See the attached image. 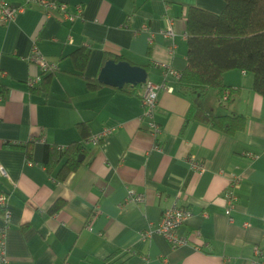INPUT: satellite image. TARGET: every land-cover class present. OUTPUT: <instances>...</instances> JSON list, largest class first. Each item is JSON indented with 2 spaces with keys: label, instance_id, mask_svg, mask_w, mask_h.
Masks as SVG:
<instances>
[{
  "label": "crops",
  "instance_id": "0c3cea01",
  "mask_svg": "<svg viewBox=\"0 0 264 264\" xmlns=\"http://www.w3.org/2000/svg\"><path fill=\"white\" fill-rule=\"evenodd\" d=\"M41 1L30 0L0 23V164L6 173L0 193L9 214L11 264H264V98L252 90L251 74L224 73L232 89L227 108L216 91L182 95L168 77L174 90L158 94L156 137L140 118L141 86L131 95L102 83L94 91L86 87L107 61L104 54L147 67L146 80L154 83L163 78L158 63L181 72L187 9L219 13L223 0H46L66 3L69 12L81 5V17L71 22ZM169 21L172 38L162 34ZM32 43L58 70L29 88L26 79L41 74L26 61ZM79 49L87 58L76 67L72 53ZM197 104L211 115L243 116L244 129L228 135L192 117L185 122ZM79 123L89 136L105 127L112 133L98 145L84 141L83 163L59 180L44 167L45 144L78 140ZM28 142L30 157L6 146ZM189 157L202 163L201 171L190 169ZM235 179L229 221L223 191ZM128 188L143 192L144 201L125 202ZM56 201L62 205L51 211ZM173 203L192 213L180 229L190 243L172 248L157 233L142 236ZM2 215L0 207V225Z\"/></svg>",
  "mask_w": 264,
  "mask_h": 264
},
{
  "label": "trees",
  "instance_id": "16d2710c",
  "mask_svg": "<svg viewBox=\"0 0 264 264\" xmlns=\"http://www.w3.org/2000/svg\"><path fill=\"white\" fill-rule=\"evenodd\" d=\"M224 6L219 13L191 6L186 12V65L177 79V90L182 95L198 92L201 95L208 90L216 91L219 105L227 108L232 89L224 84L223 75L227 71L240 70L252 76V90L264 98V0H223ZM76 50L72 59L76 67L78 59L85 62L87 54ZM104 54L103 63L108 60ZM115 61L124 60L120 55ZM147 68V67H145ZM97 78L86 81V87L94 91L101 87ZM142 86L125 84L121 89L128 94H136ZM224 93L227 99L222 100ZM210 123L224 134H234L244 129L246 120L241 115L225 113L211 115L200 104L192 105L185 118ZM86 126L78 124L79 139L66 146L45 144L43 164L48 174L56 171V177L62 180L68 173L75 171L82 163L83 142L90 138ZM29 143L6 146L25 149L30 157ZM62 205L56 201L51 211H57ZM4 211V207H1Z\"/></svg>",
  "mask_w": 264,
  "mask_h": 264
},
{
  "label": "built area",
  "instance_id": "2783aa9c",
  "mask_svg": "<svg viewBox=\"0 0 264 264\" xmlns=\"http://www.w3.org/2000/svg\"><path fill=\"white\" fill-rule=\"evenodd\" d=\"M30 0H25L23 4L13 5L5 2L4 0H0V23H6L10 21L19 11H22L27 3ZM46 6V9L55 11L61 17L62 20L66 21H74L77 18L81 17L82 6L75 5L73 12L68 11V6L63 2H49L46 0H42ZM163 36L172 38L173 30L171 27V21L168 22L166 28L162 31ZM89 47V45H87ZM26 61L30 64L38 67L40 71V75L37 76H29L26 79V85L29 88L37 86L43 75L54 73L58 70V64L56 61H52L47 59L38 49L35 43H32L29 53L26 56ZM158 66L162 69V81L159 83H154L150 80H146L142 83L141 91H140V103L142 107V112L140 118L142 120H146L148 131L156 137L161 129L156 121V108L158 104V94L161 91L164 92H172L174 88L167 83L168 77H173L174 79H178L180 76V72L172 68L171 66L158 63ZM227 99V93H224L222 96V100ZM112 133V129L105 127L98 133H95L90 136L89 142L92 145H98L100 141ZM188 162L190 165V169L195 171H201L202 163L194 157H189ZM0 175L6 176L3 166L0 164ZM238 187L237 179L233 180L229 183L226 189L223 191V197L225 202L224 213L227 216L229 221H232L231 210L233 209L237 196L234 193L235 188ZM145 199V195L143 192H137L134 189L128 188L126 191L125 202H133V203H142ZM0 207H4L3 215H2V225H0V264H11L9 258L6 255V243H5V232L7 229V225L9 222V214L5 210V197L0 193ZM192 216L191 211L188 208L180 207L176 203H173L171 206L165 208L162 212L159 220L148 230L142 233V236L150 235L151 233H157L161 235L166 241L170 244L172 248L188 245L190 243L189 236L180 232V229L185 225L186 221ZM264 223V217H263ZM193 237H195L199 243L195 244V248H200L203 246L201 233L199 230L193 231ZM262 241L264 243V230L262 233ZM253 252L257 258H260L263 254V250L260 244H256L253 248Z\"/></svg>",
  "mask_w": 264,
  "mask_h": 264
},
{
  "label": "water",
  "instance_id": "95a60500",
  "mask_svg": "<svg viewBox=\"0 0 264 264\" xmlns=\"http://www.w3.org/2000/svg\"><path fill=\"white\" fill-rule=\"evenodd\" d=\"M144 67L133 65L126 60H107L101 67L97 80L99 83L121 89L125 84L135 86L146 81Z\"/></svg>",
  "mask_w": 264,
  "mask_h": 264
}]
</instances>
